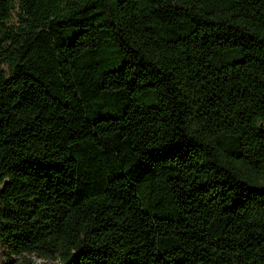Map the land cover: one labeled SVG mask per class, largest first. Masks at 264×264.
<instances>
[{"label":"trees","instance_id":"obj_1","mask_svg":"<svg viewBox=\"0 0 264 264\" xmlns=\"http://www.w3.org/2000/svg\"><path fill=\"white\" fill-rule=\"evenodd\" d=\"M0 245L264 264V0H0Z\"/></svg>","mask_w":264,"mask_h":264},{"label":"rangeland","instance_id":"obj_2","mask_svg":"<svg viewBox=\"0 0 264 264\" xmlns=\"http://www.w3.org/2000/svg\"><path fill=\"white\" fill-rule=\"evenodd\" d=\"M14 260H15V257H12V258L10 257V254L7 248L0 245V264H6L9 261L14 262ZM33 260L35 264H56L53 261H46V260H42L37 257H33Z\"/></svg>","mask_w":264,"mask_h":264}]
</instances>
